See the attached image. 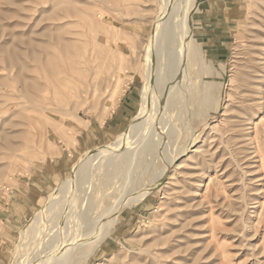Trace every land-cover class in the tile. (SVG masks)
Returning a JSON list of instances; mask_svg holds the SVG:
<instances>
[{"label": "rangeland", "instance_id": "obj_1", "mask_svg": "<svg viewBox=\"0 0 264 264\" xmlns=\"http://www.w3.org/2000/svg\"><path fill=\"white\" fill-rule=\"evenodd\" d=\"M191 33L205 66L176 59ZM148 69L147 123L79 170L137 116ZM35 256L264 264V0H0V264Z\"/></svg>", "mask_w": 264, "mask_h": 264}, {"label": "bare ground", "instance_id": "obj_2", "mask_svg": "<svg viewBox=\"0 0 264 264\" xmlns=\"http://www.w3.org/2000/svg\"><path fill=\"white\" fill-rule=\"evenodd\" d=\"M164 11V10H163ZM163 13V12H162ZM161 16V15H160ZM162 18V17H161ZM160 18V19H161ZM162 20H157V24H156V29H154L153 31V38L151 37V39H153V42H150L151 44V52H153V43H154V40H155V43H157V40H158V35H160V32H161V22ZM163 22V21H162ZM165 26V24H164ZM189 30V28H188ZM177 32V31H176ZM72 33V32H71ZM188 35V34H187ZM186 38V37H185ZM75 39V38H74ZM188 39L189 41H187L185 47L184 45H181L179 48V57H176V59H178V63L182 64V65H190L191 63H196V62H199V63H202L204 65V62H205V57H204V52L203 50L201 49V45L199 43L196 42V40L194 39V35L191 33L189 36H188ZM151 41V40H150ZM179 43V42H178ZM149 44V43H148ZM155 45V44H154ZM158 46V44H156ZM149 46V45H148ZM150 47V46H149ZM148 47V48H149ZM150 49V48H149ZM156 49V48H155ZM148 51V50H147ZM150 51V50H149ZM157 51V50H156ZM146 52V51H145ZM148 53V52H147ZM154 53V52H153ZM152 53V54H153ZM146 54V53H145ZM171 54V53H170ZM34 55V54H33ZM149 55V54H148ZM156 55V54H155ZM37 56V55H36ZM147 56V55H146ZM152 56V55H151ZM173 56V55H172ZM171 56V57H172ZM156 59V57H155ZM39 60V59H38ZM157 61V60H156ZM34 62V61H33ZM152 62V61H151ZM177 62V61H176ZM173 63V62H172ZM147 66V65H146ZM205 66V65H204ZM183 67V66H182ZM185 67V66H184ZM208 67V66H207ZM23 68V67H22ZM150 68V67H149ZM182 69V68H181ZM206 69V67H205ZM207 70V69H206ZM183 71V70H182ZM209 71V70H208ZM21 72V71H20ZM39 72V71H38ZM36 72V73H38ZM42 72V71H41ZM171 73V72H170ZM150 74L151 73V70L148 69L147 71V75H146V78L144 79L145 80V86L143 87V90H142V94H141V105H140V110H139V113L137 114V116L135 115V117L133 118V120L131 121L130 125L126 128V130L124 132H122L120 135H118L115 140L109 144H106V145H103V146H100L98 149H94L93 151H88L85 153V155L87 156L88 154V158L85 157V160L83 161V164L81 165L80 168H78L79 170H81L84 167H86L87 164H90V162H92L93 160H98L100 158L103 157V160H106V161H109L111 164H113L114 160L117 158L118 155H120L121 153H119L118 151L121 149V147L124 145L125 146V143H129L130 140H132L134 137L133 135L135 134V129L136 128H139L141 129L140 127H138L141 123V125L143 124H146L147 122L145 121L148 116V113L150 112V106H151V103H152V91L149 89L150 87H152L151 85V78H150ZM182 74V73H181ZM26 80V79H25ZM30 81V80H28ZM33 82L31 81V84ZM210 86V85H209ZM42 87V86H41ZM158 87V86H157ZM38 89V88H37ZM153 89V88H151ZM41 90V89H40ZM183 91V90H182ZM196 91V90H195ZM26 98V97H25ZM29 101V99H28ZM206 103V100L202 101L199 103V107H202L205 103ZM154 103V102H153ZM141 119V121H140ZM149 119V117H148ZM146 123H145V122ZM149 124V123H148ZM169 125V124H168ZM139 131V130H138ZM136 135V134H135ZM149 139V138H148ZM141 142V141H139ZM137 145V144H136ZM145 145V144H144ZM123 146V147H124ZM149 148V147H148ZM123 149V148H122ZM145 149V148H144ZM151 150V149H150ZM134 152V151H133ZM131 153V152H130ZM128 153V154H130ZM90 154V155H89ZM125 154V153H124ZM125 156V155H124ZM87 158V159H86ZM123 158V157H122ZM118 159H119V156H118ZM82 161V160H81ZM93 163V162H92ZM118 163V162H117ZM149 164V163H148ZM91 165V164H90ZM88 165V166H90ZM87 166V167H88ZM167 168V167H165ZM76 169V168H75ZM78 170V171H79ZM117 170V169H116ZM76 171V170H75ZM167 171V170H166ZM74 173V172H73ZM80 174V173H79ZM72 175V174H71ZM77 175V173H76ZM75 175V176H76ZM73 178V177H71ZM76 178V177H75ZM78 178V177H77ZM76 178V179H77ZM74 179V178H73ZM87 179V178H86ZM63 184H62V189H59L58 191H56V194H57V198H52V197H49L48 198V201H46L44 203V208L43 210H39L38 212H36L34 215H33V218H31V221H30V225L28 227H26V231H25V234L23 237H21V240L19 243H22L24 241L25 238L27 237H31L32 239L35 238L37 236V234L40 232V225L44 223V221H46V217H45V213L46 214H51L52 211L54 212L55 208L56 210L59 208V201L58 199L62 196L63 200H65V197L67 196L68 193L71 192L72 190V180H70V178L66 181H62ZM74 183V181H73ZM58 189V188H57ZM62 192V193H61ZM71 194V193H70ZM145 194V191L143 190L142 192H140L139 194H136V197H131L132 200L128 203H127V206H129L132 202L135 201V199H140L142 197H144L143 195ZM54 195V194H53ZM73 195V194H72ZM135 196V195H134ZM31 198L33 199V201L35 203L39 202V199L34 196V195H31ZM72 198V196H71ZM73 199V198H72ZM72 199H70V201L68 200L67 202L68 203H73L72 202ZM62 200V199H60ZM141 200V199H140ZM137 202V201H136ZM67 206V205H66ZM70 206V205H69ZM68 207V206H67ZM126 207V206H124ZM69 208V207H68ZM121 208V207H120ZM52 216V215H51ZM65 216V215H64ZM55 218V217H54ZM50 219V217H49ZM43 222V223H42ZM65 222V221H64ZM63 224V223H62ZM54 227V226H53ZM50 229V228H49ZM42 233V232H41ZM78 234V233H77ZM93 239V238H92ZM40 240V239H39ZM87 241V239H86ZM41 242V241H39ZM44 242V241H43ZM88 242V241H87ZM93 243V242H91ZM91 243H87L89 244L88 246L90 247V244ZM40 244V243H39ZM95 244V243H94ZM2 245V244H1ZM83 245V243H82ZM38 246V245H37ZM88 246H86L88 248ZM93 246V245H91ZM92 248V247H90ZM90 248H88L90 250ZM21 251V250H20ZM84 251V250H83ZM88 251V250H87ZM91 251V250H90ZM88 251V252H90ZM18 253V252H17ZM87 253L84 251V254ZM29 255V254H28ZM44 256V255H43ZM42 256H35L33 258H31L27 264H43L44 263V260H41ZM65 260H63L64 262ZM26 262V261H25ZM24 262V263H25ZM62 262V263H63ZM22 263V264H24ZM64 264V263H63ZM68 264V262H67Z\"/></svg>", "mask_w": 264, "mask_h": 264}, {"label": "crops", "instance_id": "obj_3", "mask_svg": "<svg viewBox=\"0 0 264 264\" xmlns=\"http://www.w3.org/2000/svg\"><path fill=\"white\" fill-rule=\"evenodd\" d=\"M118 135H119V134H118ZM118 135H117V136H118ZM117 136H115V138H116Z\"/></svg>", "mask_w": 264, "mask_h": 264}]
</instances>
